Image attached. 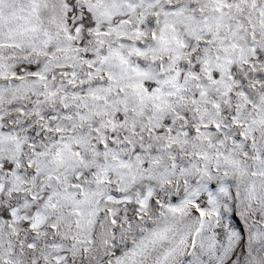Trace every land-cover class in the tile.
I'll return each instance as SVG.
<instances>
[{"label": "snow or ice", "instance_id": "1", "mask_svg": "<svg viewBox=\"0 0 264 264\" xmlns=\"http://www.w3.org/2000/svg\"><path fill=\"white\" fill-rule=\"evenodd\" d=\"M0 264H264V0H0Z\"/></svg>", "mask_w": 264, "mask_h": 264}]
</instances>
